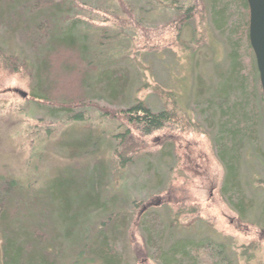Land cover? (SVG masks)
Wrapping results in <instances>:
<instances>
[{
	"label": "rangeland",
	"instance_id": "obj_1",
	"mask_svg": "<svg viewBox=\"0 0 264 264\" xmlns=\"http://www.w3.org/2000/svg\"><path fill=\"white\" fill-rule=\"evenodd\" d=\"M64 1L66 8H73L70 17L78 18L79 32L89 49L88 77H96L99 69L104 78L123 85L119 97L112 101L103 92V80L98 76L83 86L77 76H70L56 86L54 93L58 90L60 94L55 97L57 93L51 91L47 97L45 75L35 81L33 71L12 74L0 65V264H4L5 237L22 227L15 221H22L24 237L31 233V239L48 243L58 236L57 218L51 222L54 205L47 198L49 187L57 183L61 188L70 177L88 181L99 165L103 174L98 197L117 201L112 202L110 213L96 217L94 226L112 222L109 231L101 226V232L114 236L121 248V264H159L157 247L164 249L172 226H179L173 227L179 231L174 238L223 244L233 264H264V109L254 56L247 48L248 12L236 41L239 76L247 84L255 116L252 136L241 144L239 152V186L246 203L243 215L239 216L219 193L224 168L214 145L216 103L222 96L218 91L226 85L224 75L230 68L228 28L238 25L241 8L236 2L240 0L225 1L232 3V16L224 33L214 26L209 0H176L173 6L151 0ZM37 2L38 10L43 8L44 0ZM188 7L191 11L186 17ZM37 17L40 22V15ZM3 23L1 52L20 56L30 65L46 59L44 47L25 37L31 25L25 28V23H20L13 28ZM95 49L100 53H94ZM81 67L83 75L85 68ZM12 90L28 97L35 93L52 103L74 98L92 101L98 107L67 104L72 110L67 112L65 107L37 105L30 97L22 99ZM234 97L241 98L239 93ZM169 99L176 111L171 113L172 120L146 136L139 126H128L119 114L136 101L157 113L167 107ZM76 115L79 121L74 120ZM128 129L130 136L123 148L132 146L127 158L134 164L120 170L113 155L117 141L112 137ZM23 205L27 215L23 207L19 209ZM4 212L9 217L5 218ZM194 219L200 221L185 227ZM31 224L46 227L42 232L30 228ZM90 232L93 234V227ZM16 240L25 242L26 238ZM60 243L63 245L62 239Z\"/></svg>",
	"mask_w": 264,
	"mask_h": 264
},
{
	"label": "trees",
	"instance_id": "obj_2",
	"mask_svg": "<svg viewBox=\"0 0 264 264\" xmlns=\"http://www.w3.org/2000/svg\"><path fill=\"white\" fill-rule=\"evenodd\" d=\"M63 1L64 0H44L43 8L38 10L40 6H38L37 0H0V23L4 21L3 24H8L13 28L19 27L20 23L21 25L25 23V28L31 25L25 37L31 44L38 42L40 47H44L42 50L43 53L45 52L44 57L46 58L36 62L33 61L30 65L26 59L20 58V56L15 57L12 53L7 55L3 53V51H0L1 68L6 70L9 69L12 74H19L20 71L21 73L33 71L32 74L35 81H38L41 76L45 75L49 87H47V97H51L49 92L52 91L51 94H53L58 83L66 77L77 76V82L79 81L82 85L84 82L87 83L89 79H94L98 76L103 80V92H105L112 101L117 99L123 84L104 78V75L101 73L99 74V69L96 70V77H88V71L85 67L87 51H89V49L87 48L86 41H84L83 36L79 32L80 22L77 20L78 18L70 17L73 8H66L64 4L65 1ZM151 1L160 2L165 6H167V4L173 6L176 0ZM184 1L189 3L191 0ZM209 1L214 26L218 32L224 33V29L227 30L225 25L228 23L230 16H232V11L230 12L232 3L225 2L226 0ZM236 5L241 8L240 18L238 25H229L228 28L231 38L229 44L230 52L228 55L230 68L224 75L226 85L218 91L223 97L218 94L219 100L216 103L218 120L215 125L214 145L217 150V157L224 168V179L219 193L222 198L226 197V200H228L227 202L240 216L243 215L246 210V203L239 186V152L242 151L243 148L241 144L252 136L255 116L254 108L249 98L250 96L246 94L247 84L242 77L239 76L240 70L238 65L240 61L236 42L238 34L240 33L239 27H241L245 15L247 16L248 6L246 0L238 1ZM181 8L182 6L180 9ZM35 10L38 11L36 16L30 15V12H35ZM190 11V7L185 9L186 17H188ZM38 15H40L42 19L40 22L36 21ZM10 20H13L12 24L8 23ZM69 21H71L70 24ZM249 47L250 46H247L248 49ZM95 52L98 53L99 50L95 49L94 53ZM66 53H72L73 57H67ZM81 66L86 69H84L83 75H81V69H83ZM55 93L57 94L55 95ZM55 93V97L60 94L58 90L55 91ZM238 93L241 98H233V95L236 96ZM231 96L233 100L232 98L230 99ZM29 97L32 102L37 105L49 103L51 106L60 108L65 107L64 109L67 112L72 111L67 108L70 107L68 105L76 106L77 108L86 107L88 109H96L98 107L94 102L83 99H75L76 101H73V98L70 99L71 101L69 102L56 103L53 101L54 103H52L49 98H43L35 93L29 95ZM29 97L27 95V98ZM171 101L172 100L169 99L166 102L167 107L157 113H153L144 103L136 101L132 108L126 111H120L119 114L122 116V119L126 121L128 126H134V128L137 129H139V126L142 135L146 136L164 128V125L172 120L173 115L171 113L174 111L172 109L174 103ZM175 113L176 111H174V114ZM109 117L115 120L114 115L109 114ZM78 119L79 117L76 115L74 120L79 121ZM129 136L130 129L126 130V133L123 135H114L112 137L113 140L116 139L117 141L113 155L117 160L120 170L134 164L131 159L127 158L132 146L130 148H123ZM102 174V168L101 165H99V168L94 169L92 173V179L94 178L93 182L91 178L88 181L84 180L82 182L76 181L70 177L66 178L62 183L64 186L61 188H59L60 184H51L49 187L50 189H48L47 198L53 201L54 206L51 214V222L53 223L54 219L57 218L55 224L58 227V236L52 237L48 243L38 238L37 240L34 238L31 239L33 236L31 233L27 237H24L25 228L22 225V221H15V223L20 224L22 227L20 230L18 229V234L16 233L10 237H5L2 247L3 263L58 264L59 262H67L66 264H121V248L114 240V236L110 237L101 232V226H105V223L101 224L99 227H97V225L94 226L97 221L96 217H101L104 214L106 215L107 211L110 213V211L114 209L112 202L117 201V198H112V202L110 200L101 201V198L98 197L99 189L101 191L102 187L100 183ZM91 182L93 184H91ZM118 204L119 203H117V205ZM7 206L9 207V204ZM22 207L24 208V213L27 215L24 205L20 206L19 209ZM6 215L9 217V214L4 212L5 218ZM4 216L2 217L4 218ZM108 219L110 218L108 217ZM196 221H200V219L192 220L186 224L185 227L192 226ZM111 225L112 222L107 224L105 229L107 230ZM45 227L46 225L44 224V228ZM92 227L93 234L90 232ZM173 227L178 228L179 226L171 227V234L165 239L164 249H160L159 246L157 247V259L159 264H233L228 259L223 244L210 241L205 243L201 240L196 241L190 237L174 238L176 232L179 231H176ZM30 228L39 229L42 232L44 231V228L35 227L33 225ZM146 232L149 231L146 230ZM112 233L113 232H111L110 235H112ZM21 237L24 239L26 238V240L25 242L19 241L20 243H18L16 239ZM61 239L64 247L70 249V247L75 246V249L71 252L63 248V245L60 243ZM26 242L28 244H26ZM35 245L39 247L36 248Z\"/></svg>",
	"mask_w": 264,
	"mask_h": 264
},
{
	"label": "water",
	"instance_id": "obj_3",
	"mask_svg": "<svg viewBox=\"0 0 264 264\" xmlns=\"http://www.w3.org/2000/svg\"><path fill=\"white\" fill-rule=\"evenodd\" d=\"M248 6V42L255 59L256 70L262 93L264 109V0H246ZM22 99L27 98V94L17 90H12Z\"/></svg>",
	"mask_w": 264,
	"mask_h": 264
}]
</instances>
